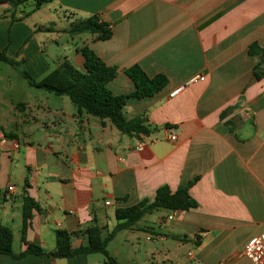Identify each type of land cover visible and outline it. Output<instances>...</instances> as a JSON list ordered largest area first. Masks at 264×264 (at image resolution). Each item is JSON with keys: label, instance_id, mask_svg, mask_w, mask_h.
I'll return each instance as SVG.
<instances>
[{"label": "crops", "instance_id": "obj_1", "mask_svg": "<svg viewBox=\"0 0 264 264\" xmlns=\"http://www.w3.org/2000/svg\"><path fill=\"white\" fill-rule=\"evenodd\" d=\"M44 7L52 13L38 18ZM32 8V1L0 5V52L19 63L9 65L16 74L40 80L63 61L83 72L77 49L87 46L117 72L107 84L113 95L134 92L124 74L133 65L148 77L165 76L167 85L124 108L127 119L144 116L156 128L135 150L138 137L120 134L108 120L78 115L67 97L52 105L45 97V106L6 101L0 65V227L12 234V253L26 249V198L34 207L25 243L48 253L57 231L74 234L70 246L77 249L87 244L90 227L107 235L117 224L116 210L151 203L161 186L173 193L197 179L188 191L196 208L145 214L118 232L107 252L121 264L110 243L123 231H141L154 243L137 249L145 254L142 264H250L244 245L264 230V61L248 49L264 50V0H53ZM93 14L110 25L109 40L66 33L73 21ZM60 38L71 46L49 55ZM196 75L204 80L169 97ZM0 264H104V257L0 254Z\"/></svg>", "mask_w": 264, "mask_h": 264}, {"label": "trees", "instance_id": "obj_2", "mask_svg": "<svg viewBox=\"0 0 264 264\" xmlns=\"http://www.w3.org/2000/svg\"><path fill=\"white\" fill-rule=\"evenodd\" d=\"M29 1L33 2L31 12H36L43 5L51 3L53 0H0V5L6 4L9 8H16ZM51 30L50 27L45 28L47 32ZM66 33L70 37L88 34L92 36L93 41H106L112 36L110 25L103 21L98 14L76 19L70 24ZM77 51L84 59L83 72L77 71L68 62L63 61L54 72L40 80L33 79L25 71L20 72V75L35 90L55 96H66L76 107L78 115L84 112L100 120H108L122 135L146 137L155 132L156 128L149 126L144 116H134L127 119L123 111L130 99L140 100L152 97L161 91L167 85L166 77L163 75L148 77L139 66L133 65L124 70V74L132 81L134 92L127 95H113L107 88V84L117 76V72L106 67L87 46H82ZM248 53L251 56L261 55L264 61V50L257 45L252 44ZM0 62L12 67H19V63L9 59L4 52H0ZM227 113L228 111L223 112L222 117ZM196 181L197 179H194L184 186L178 187L173 193L166 186H161L156 190L154 200L151 203L142 201L132 207L116 210L117 224L114 228L104 237L101 234V229L97 226L88 228L85 231L87 244L77 249H71L70 246V238L74 234L57 231L55 250L48 253L37 246L25 243L24 232L27 221L31 218L30 209L34 207L33 203L26 198L23 206L21 230V241L26 249L18 255L13 254L11 249L12 234L8 229L0 227V254L19 259L29 254L40 257L70 258L81 254L99 253L104 257V264H118L107 252V245L115 235L122 230L131 229L145 214H151L153 211L174 212L196 208V201L188 193Z\"/></svg>", "mask_w": 264, "mask_h": 264}, {"label": "rangeland", "instance_id": "obj_3", "mask_svg": "<svg viewBox=\"0 0 264 264\" xmlns=\"http://www.w3.org/2000/svg\"><path fill=\"white\" fill-rule=\"evenodd\" d=\"M52 13L47 10V7H44L41 11V13L38 15V18L45 17ZM55 17V15H54ZM85 36V35H84ZM61 45L57 46L55 43H51V49H49L48 54L52 55L55 53H59L61 55L63 52V48L68 47L70 45L67 43V41L64 40V38H60ZM71 46V45H70ZM56 50V52L53 50ZM52 54H51V53ZM0 65L4 66L6 69V93H5V100L8 101L9 99H12L16 102H25L30 104H36L40 106H45L46 101L45 97L47 98V103L49 105H52L54 101L61 100L60 98H65V100H68L66 96H55L50 93H46L44 91L35 90L32 87L28 85V83L21 77L20 72L15 73L12 71L11 67L7 64L0 63ZM21 69V68H18ZM70 106L73 107L72 103L68 100ZM29 113L25 114L23 116V119H26L29 117ZM12 117L9 115V111L6 107V118ZM140 226L144 225V221H141ZM145 232H128L123 231L119 235L116 236V238L110 243L109 251L115 252L117 254V257L119 259V262L121 264H142L143 258L145 257L144 252H137V249L139 248H145L146 244H154V243H147L145 241ZM127 244V245H126Z\"/></svg>", "mask_w": 264, "mask_h": 264}, {"label": "built area", "instance_id": "obj_4", "mask_svg": "<svg viewBox=\"0 0 264 264\" xmlns=\"http://www.w3.org/2000/svg\"><path fill=\"white\" fill-rule=\"evenodd\" d=\"M203 80H204L203 76H199V75L193 76L183 85L174 89L169 94V97H174L180 92H182L187 86ZM144 139H145L144 136L138 137V141L134 146L135 150H141L145 146L146 143ZM169 139L175 140V136L171 135L169 136ZM7 190L13 191V186L11 185L8 186ZM105 204L108 205V202H106ZM243 255L250 262V264H264V230L260 234L251 237L246 242L243 248Z\"/></svg>", "mask_w": 264, "mask_h": 264}]
</instances>
